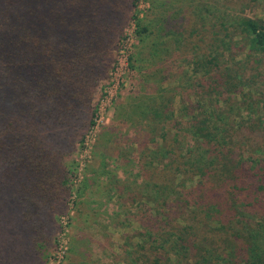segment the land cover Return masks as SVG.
<instances>
[{
  "label": "trees",
  "instance_id": "trees-1",
  "mask_svg": "<svg viewBox=\"0 0 264 264\" xmlns=\"http://www.w3.org/2000/svg\"><path fill=\"white\" fill-rule=\"evenodd\" d=\"M196 16L202 28L205 17L200 11ZM159 17L155 31L161 35L147 42L136 0H0V264H43L42 249L53 247L50 234L55 228L47 216L71 190L73 168L66 170L63 164L69 138L80 139L83 129L93 124V98L127 20L134 22L139 46L131 56L132 79L118 115L129 122L139 118L149 140H160L154 151L139 157L146 158L139 164L144 199L152 202L148 208L155 213L153 219L160 216L161 235L171 236L176 256L187 264H264V216L248 208L259 201L236 202L231 194L238 195L244 186L264 191V95L255 93L258 97L250 104L256 75L249 73L264 65V21L219 18L210 25L209 52L188 60L205 78L193 79L188 86L201 89L200 99L221 90L240 95L248 110L258 109L257 119L238 117L235 123L208 101L183 100L176 110L171 89L147 92L157 73L144 62L158 58L164 35L178 44L177 38L186 36L184 22L174 24V14L159 11ZM199 31L194 29L191 36ZM239 53L244 60H235ZM86 111L91 112L88 122ZM239 133L249 144L247 151L242 150L246 143L236 139ZM154 164L157 172H149ZM194 179L207 189H223V199L203 205L189 202L185 198L193 187L187 188L186 182ZM196 210H203V219ZM185 211L192 216L185 217ZM197 223L226 237L217 257L189 238ZM164 254L152 261L136 260L168 264L169 255Z\"/></svg>",
  "mask_w": 264,
  "mask_h": 264
},
{
  "label": "rangeland",
  "instance_id": "rangeland-1",
  "mask_svg": "<svg viewBox=\"0 0 264 264\" xmlns=\"http://www.w3.org/2000/svg\"><path fill=\"white\" fill-rule=\"evenodd\" d=\"M136 1L138 11L142 15L140 20L147 28V34H143L147 42L161 35L159 34L161 31H155L162 19L159 17V11H164V15L167 16L174 14L176 18L174 24L184 22L183 34L186 35L177 38L179 44L176 43L175 38L169 36L170 34L164 35L161 43L162 51L154 60L156 63L147 60L144 62L157 73L154 84L150 79L151 85L146 88L150 95L159 87L171 89L176 110L183 100L184 104L188 101L194 102L196 99L200 104L208 101L214 106L215 112L220 111L222 116H228L235 123L238 117L244 120H254L259 117L256 113L258 109L251 107V110H248L249 103L246 104L245 99L242 100L240 95L234 96L220 90L208 98L200 99L201 89L197 86L189 89L188 86L193 79L205 78L203 72L194 69L188 60L194 54L209 52L207 44L211 37L210 25L219 18L231 21L238 17H248L264 21V0ZM199 11L205 17L202 28L196 16ZM131 29V20H127L120 36L113 42L110 52L111 65L94 95L92 103L94 110L98 107L96 127L91 129L88 124L83 129L80 139L77 136L69 138L71 146L68 154L64 156L63 164L66 170L73 168L71 190L64 202L56 204L54 210L48 213V222L52 228H55L50 234L54 245L52 248H46L45 245L42 249L43 264H68L69 259H71L70 264H73V260L77 264H143L136 259L140 258L142 261L146 258L152 261L156 257L165 256L164 253L169 255L168 264H187L185 259L176 256L177 249L172 248V241L169 240L171 236L161 235L163 225L159 221L160 216L157 215L158 218L153 219L155 213L148 208L152 207V202L145 200L143 195L145 192L143 177L140 176L139 160L146 158L139 159V157H143L141 155L146 157L154 151L160 140L158 137H155L154 141L149 140L145 126L138 122L139 118L137 121L135 118L134 122H129V119L121 118L123 117L121 113L118 115L119 106L123 104L130 87L133 74L131 56L138 45ZM194 29L200 30L199 35L191 36ZM129 47L130 52L127 51ZM232 50V53L236 52L235 48ZM226 57L227 54L223 58ZM244 59V54L239 53L235 56L236 61ZM135 65L137 66L138 63L136 62ZM249 65L251 69L254 68L252 60L249 61ZM249 73L256 75L252 80L253 87L250 92L254 94L250 102L252 105L254 98L258 97L255 93L264 95V65H259L256 72ZM165 76L167 78H164ZM86 112L85 121L88 122L91 112ZM166 129L170 134L175 132L170 125H167ZM186 136H188L187 142L190 141L189 135ZM236 139L246 143L240 144L242 150L247 151L249 144L245 136L239 133ZM182 143L186 144L183 140ZM129 150H131L130 154L124 153ZM154 167L155 164L149 172H157ZM154 181L158 182V176ZM233 183L236 182L232 181L230 184ZM189 186L193 187L192 194L187 198L182 194L181 197L192 203L194 200L203 205L210 200L217 202L224 197L223 189H207V185H199L196 179L187 181L186 187ZM211 191L214 196L211 195ZM231 194L236 202L241 200L246 204L254 199L258 200L259 203L253 208L248 207L249 211L258 217L264 216V191L246 189L244 186L238 195L232 192ZM139 200L144 205L140 206V203L137 205ZM177 209L179 207L176 206L175 210ZM189 209L192 211L195 207L191 206ZM196 211L200 219H203V210ZM182 214L185 217L192 216L186 211ZM198 223L191 230L189 238L200 242L209 253H214L217 257L226 237L222 232L214 233V230ZM216 225L211 224L213 228ZM62 250H65L64 256L58 260L57 254Z\"/></svg>",
  "mask_w": 264,
  "mask_h": 264
},
{
  "label": "built area",
  "instance_id": "built-area-1",
  "mask_svg": "<svg viewBox=\"0 0 264 264\" xmlns=\"http://www.w3.org/2000/svg\"><path fill=\"white\" fill-rule=\"evenodd\" d=\"M141 16H142V15H141L140 12H139V17H141ZM131 23H132L131 33L134 34V29H135V28H134V22L131 20ZM121 40L124 42L123 38H122ZM129 49H130V47L127 48V51H128V52H130ZM94 112H95V113H94L93 118H92V123H93V124L90 126L91 129H93V128L96 127V125H97L98 107L95 108V111H94ZM64 252H65V250H62L59 254H57V257H56V258H58V260H59L60 258H62V256H64Z\"/></svg>",
  "mask_w": 264,
  "mask_h": 264
}]
</instances>
